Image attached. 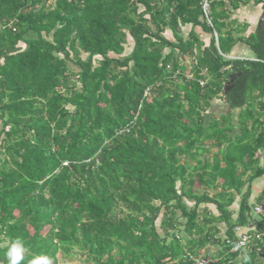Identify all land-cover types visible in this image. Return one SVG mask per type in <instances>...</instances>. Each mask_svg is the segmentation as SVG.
<instances>
[{
	"label": "trees",
	"instance_id": "16d2710c",
	"mask_svg": "<svg viewBox=\"0 0 264 264\" xmlns=\"http://www.w3.org/2000/svg\"><path fill=\"white\" fill-rule=\"evenodd\" d=\"M245 2L212 0L209 24L201 0H0V264L15 239L23 264H264V22L243 37ZM241 44L254 60L226 57Z\"/></svg>",
	"mask_w": 264,
	"mask_h": 264
},
{
	"label": "crops",
	"instance_id": "0c3cea01",
	"mask_svg": "<svg viewBox=\"0 0 264 264\" xmlns=\"http://www.w3.org/2000/svg\"><path fill=\"white\" fill-rule=\"evenodd\" d=\"M246 6L243 7H239L237 10L235 9L232 13V19L238 21V23L240 25H242L243 28V37L247 38L248 36H250V34H254L255 30L257 29V27H260V23L263 21L264 19V1L263 0H248V2H246ZM263 24V22L261 23ZM228 58L231 59H247V60H254L252 59L254 57L252 51L250 50V48L246 45H238L236 46L232 52L230 53L229 56H226ZM264 187V182L257 184L256 186L252 187V194L253 196H251L250 201L252 202L254 200V196H257V194H259L262 189ZM250 218L251 221L256 222L260 220V217L255 216L253 214V209L251 210L250 213ZM250 225V224H249ZM241 233H244V231L242 230ZM207 256H211L208 255V252L206 251ZM201 254V255H204ZM217 255V254H216ZM219 255V254H218ZM212 257V256H211ZM250 258L251 255L249 256L248 254L244 255V256H239L238 257V264H244L245 262H243V259L245 258ZM258 257H260L262 260H264V250L261 252V254L258 253ZM213 258V257H212ZM248 258V259H249ZM260 259V261H261ZM217 260V259H216ZM242 261V262H241Z\"/></svg>",
	"mask_w": 264,
	"mask_h": 264
},
{
	"label": "built area",
	"instance_id": "2783aa9c",
	"mask_svg": "<svg viewBox=\"0 0 264 264\" xmlns=\"http://www.w3.org/2000/svg\"><path fill=\"white\" fill-rule=\"evenodd\" d=\"M201 1H202V4H201L202 9H203L208 21H209L208 16H209L212 0H201ZM242 1L245 2L247 0H242ZM209 23H210V21H209ZM253 214L264 220V198H263L262 203L260 205H257L253 208ZM252 223H255V222L253 221ZM252 223L250 224V226L252 225ZM241 231L242 230H240V229H236L237 233H241ZM262 237H263V235H261V234L256 235L257 240H260ZM250 240H251V236L247 235L246 233H241L240 239L233 246L231 252L237 253V252L241 251L242 249L246 248L248 246V243ZM188 259L193 264H214L215 263V260L211 256H204V255L195 256V255L189 254Z\"/></svg>",
	"mask_w": 264,
	"mask_h": 264
},
{
	"label": "clouds",
	"instance_id": "9594fccd",
	"mask_svg": "<svg viewBox=\"0 0 264 264\" xmlns=\"http://www.w3.org/2000/svg\"><path fill=\"white\" fill-rule=\"evenodd\" d=\"M26 247L24 241L21 239H15L8 246L5 255L7 258V264H23L25 261ZM196 256V255H195ZM28 264H52L50 257L46 255L33 256Z\"/></svg>",
	"mask_w": 264,
	"mask_h": 264
},
{
	"label": "rangeland",
	"instance_id": "374dc122",
	"mask_svg": "<svg viewBox=\"0 0 264 264\" xmlns=\"http://www.w3.org/2000/svg\"><path fill=\"white\" fill-rule=\"evenodd\" d=\"M247 2H248V0H247ZM245 3H246V2H245ZM246 5H247V4H244V5H242L241 7L246 6ZM246 7H248V6H246ZM208 23H209V22H208ZM242 28H244V27H242ZM197 31H198V33H200V35L203 37L204 40H208V39H210V36H209V35H206V34H204V33H202L201 30L198 29ZM226 32H227L226 29H223V30H222V36H223V37H227L228 34H227ZM130 49H131V48L128 47L126 52L129 53ZM232 76H233V75H232ZM234 76H235V75H234ZM213 103H214V104H213V109H212V110H213L214 112L219 113V112H221V111H222V112H227V111H228L227 106H226L225 104H220L218 101H215V102H213ZM238 112H239V111H237V112L235 113V117H237ZM258 184H259V183H258ZM210 211H211L212 213H214V214L216 213L215 209H214V208H211V207H210ZM200 255H201V254H200ZM200 255H198V256H200ZM60 257H61V256L59 255V256H58V259H59V260H58V264H74V263H76V262H74L75 260H73L72 262H69V263H67V262L65 263V262L62 261V258H60Z\"/></svg>",
	"mask_w": 264,
	"mask_h": 264
},
{
	"label": "water",
	"instance_id": "95a60500",
	"mask_svg": "<svg viewBox=\"0 0 264 264\" xmlns=\"http://www.w3.org/2000/svg\"><path fill=\"white\" fill-rule=\"evenodd\" d=\"M264 16V15H263ZM263 22V21H262ZM261 22V23H262ZM261 23H260V25H261ZM235 81H236V76H231V78H230V80H229V82L227 83V85L225 86V90L226 91H231V89L234 87V84H235Z\"/></svg>",
	"mask_w": 264,
	"mask_h": 264
},
{
	"label": "bare ground",
	"instance_id": "6f19581e",
	"mask_svg": "<svg viewBox=\"0 0 264 264\" xmlns=\"http://www.w3.org/2000/svg\"><path fill=\"white\" fill-rule=\"evenodd\" d=\"M206 18H207V17H206ZM209 21H210V20H209ZM209 21H208V22H209ZM209 24H211V21H210V23H209ZM215 36L217 37V35H216V34H215Z\"/></svg>",
	"mask_w": 264,
	"mask_h": 264
},
{
	"label": "flooded vegetation",
	"instance_id": "af4514ba",
	"mask_svg": "<svg viewBox=\"0 0 264 264\" xmlns=\"http://www.w3.org/2000/svg\"><path fill=\"white\" fill-rule=\"evenodd\" d=\"M264 1V0H263ZM263 22H264V19H263Z\"/></svg>",
	"mask_w": 264,
	"mask_h": 264
}]
</instances>
